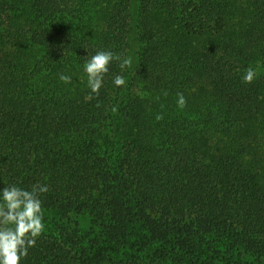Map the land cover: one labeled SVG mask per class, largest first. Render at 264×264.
<instances>
[{
	"label": "trees",
	"instance_id": "trees-1",
	"mask_svg": "<svg viewBox=\"0 0 264 264\" xmlns=\"http://www.w3.org/2000/svg\"><path fill=\"white\" fill-rule=\"evenodd\" d=\"M34 184L20 264H264V0H0V190Z\"/></svg>",
	"mask_w": 264,
	"mask_h": 264
},
{
	"label": "clouds",
	"instance_id": "clouds-1",
	"mask_svg": "<svg viewBox=\"0 0 264 264\" xmlns=\"http://www.w3.org/2000/svg\"><path fill=\"white\" fill-rule=\"evenodd\" d=\"M114 60L121 61L119 64L121 70L132 65L131 57L121 60L120 55L105 50L96 52L84 65L88 87L96 96L99 95L109 65ZM258 75L257 69L249 67L245 69L243 82L250 84ZM60 80L71 83V77L63 74L60 75ZM113 83L119 88L126 85V80L123 76L116 75ZM177 97L178 108H185L187 101L183 93H177ZM88 99H91V96ZM112 111L115 112L117 109L114 107ZM155 119L160 121L163 116L158 114ZM47 191L48 186L40 184H34L31 190L16 185L0 190V264H20L21 259L27 257L29 249L35 246L37 238L45 230L40 195Z\"/></svg>",
	"mask_w": 264,
	"mask_h": 264
}]
</instances>
